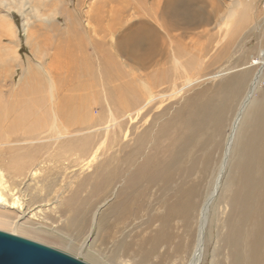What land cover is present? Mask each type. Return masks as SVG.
<instances>
[{"label": "rangeland", "instance_id": "rangeland-1", "mask_svg": "<svg viewBox=\"0 0 264 264\" xmlns=\"http://www.w3.org/2000/svg\"><path fill=\"white\" fill-rule=\"evenodd\" d=\"M157 1L24 0L22 7L13 8L14 1L0 0V21L13 27L8 30L0 22V100L13 103L18 111L31 100L20 92L22 84H38L41 94L47 95L50 82L54 88L55 84L64 88L65 83L76 82L74 93L88 97L85 102L90 115L81 124L65 126L67 131L57 141L41 142L49 133L46 131L38 133L42 136L39 142L12 138L0 145L6 179L14 192L19 189L29 198L23 217L11 216L31 221L58 241L57 246L41 243L90 264H185L196 238L198 212L214 190L232 122L255 74L259 82L253 99L264 90V0H240L239 18L244 20L236 31L233 28L220 39L218 23L239 0H182L195 19L183 24L172 12L167 15L174 23L170 32L174 38H168L161 23L150 17ZM30 5L38 7L39 17L29 12ZM141 17L162 34L155 33L156 60L146 65L131 61L128 50L113 47L115 38L135 31ZM179 33L185 36L177 37ZM74 40L80 45H74ZM73 51L80 64L88 58L87 67L67 70L66 62L75 58ZM245 71L248 74L241 80L238 76ZM144 83L151 88V102L145 96ZM63 88L55 94L62 97ZM213 104L219 107L217 118L204 120L196 129L169 175L142 186L135 209L121 224L114 220L109 206L119 184L147 157L156 154L164 159L171 151L175 131L182 126L170 120L174 121L177 112ZM140 106L138 114L135 110ZM167 123L169 129L163 135L160 129ZM83 143L88 145L86 152ZM26 150L33 154L26 161L25 174L11 178V156ZM235 153L230 146L220 187L209 205L198 264H230L226 236L231 223V208L226 203L230 189L224 188V183L238 171ZM184 199L191 205L185 212L173 209L165 225L168 238L152 248L150 240L164 227L161 219L167 208H176L178 200ZM67 244L82 246V253L72 247L64 249Z\"/></svg>", "mask_w": 264, "mask_h": 264}, {"label": "bare ground", "instance_id": "bare-ground-1", "mask_svg": "<svg viewBox=\"0 0 264 264\" xmlns=\"http://www.w3.org/2000/svg\"><path fill=\"white\" fill-rule=\"evenodd\" d=\"M13 1V8H20V6L22 7L24 5L23 3L26 2H23L24 0ZM13 1L11 0L9 3L11 4ZM183 3L184 1L182 0H159L154 3L152 9L153 14H150V17L154 22L161 23L160 27L163 28L164 33L168 38L171 36L173 38L176 37L170 34L174 23L169 21L167 15L169 16L171 12L176 16L175 20L182 21V23L184 22L183 24L193 23L195 19L194 12L190 11L191 9L189 10L184 7L185 4ZM241 6L242 3L239 0L233 5V7L230 9L228 8V11L222 16L217 29L219 32V39L222 37L223 33L224 36L230 34V31L233 28L234 31H236L239 23L244 20L241 17L239 18L241 12L239 13L238 9ZM30 7L31 9L29 12L35 17H39L38 7L34 5H30ZM45 17L47 18V16ZM27 19L28 17L24 20V26L27 24ZM136 21L138 24L135 31L130 30L124 35L115 38L113 47L116 51L124 52L125 50H128V57L135 63L139 62L141 65L153 63L156 60L155 55L158 39L155 33H158L159 35L160 32L148 19L145 20V18L143 19L141 17ZM1 25L8 30L13 28L9 22H2ZM145 27L153 28L154 32H148ZM182 34L183 33H179L177 37L185 36V34ZM160 35L162 34L160 33ZM73 43L74 45H80L78 40H74ZM69 54L72 56V52ZM87 63H89L87 57H84V60L80 64V61H78L75 55V58L71 63L66 62V66L67 70L75 72L77 71L78 66L82 65L87 67ZM109 63L111 64V59L109 60ZM70 64L73 65H71V69H68ZM247 74L248 72L245 71L238 77L241 80H244ZM258 82L259 76L258 74H255L249 83L246 94H244L243 99L239 104L235 119L231 125L232 133L227 138L228 140L224 156L218 167V177L215 181L214 190L203 202L198 212L196 238L193 248L189 251V258L187 257L185 264H198L202 257L204 249V228L207 222L209 205L212 202L215 191L220 187H218L219 179L225 168L230 146L236 150L233 162L238 166L237 173L231 175V178L224 183V188L230 189V195L226 198V203L231 208V215L229 217L231 223H229V228L226 234L230 246V264L264 263V90L258 99H253L252 97L253 92L257 89ZM187 83H189V79H186V84ZM84 86L86 87V85ZM21 87L20 92L23 93V95H27L31 100L20 110L17 109L18 111H16L13 103L4 104L2 100H0V145L7 141H11L12 138H17V142H21L23 139H28L32 142H39L38 140L41 139L42 136L40 137L38 133L42 134L46 131H49V133L44 135L46 138L40 140L41 142H50V140L57 141L64 136V132L67 131V126H73L76 123L81 124L84 120L89 119L90 117L85 102L88 100V97L79 93H74L77 88L76 82L70 84L67 82V86L65 83L64 88L60 84H55L54 88L53 84L50 82L47 95L41 94L43 90L42 88H38V84H28L27 82V85L22 84ZM60 87L61 89L63 88L66 90V92L62 90L65 93L62 97H59L61 94H55L56 91L58 93ZM143 87L147 92L145 96H148L149 98L148 100L146 97L147 101L151 102L154 99L152 98L153 94H151V88H149L146 83L143 84ZM40 89L41 91H39ZM232 91L233 89L231 92ZM83 97H86L85 100ZM15 105L17 107V103ZM218 108L219 107L215 106V104L211 105V107L210 105H204L197 109L191 108L192 110H189L186 113H176L177 117H173L174 121H172L173 119L170 121L173 125H181L182 129L179 127L178 130L175 131V136L171 143V151L164 159H158L155 157L156 154H153L154 157L148 158L146 156L147 158L145 161L139 163L128 177H124L125 179L119 184L115 193L114 201L109 206L110 210L114 211V220L119 221L121 224L127 214L135 209L137 205L136 200L141 196L140 192L142 186L156 177H166L169 175L173 165L180 162L181 157L187 149L186 145L195 135L196 129L200 127L204 120L207 122L217 118V115L219 114ZM140 109L141 106L135 111L138 112ZM26 112H28V114H26ZM109 116L110 119H112V114ZM175 127L176 126H173L171 128ZM168 129L167 123V126L164 125V127L160 129V133L165 135ZM19 134L21 136H19ZM81 146L84 149L83 151L86 152L85 149H87V143H83ZM32 154L33 152L31 150H26L24 153H18L11 156V178L14 176L21 177L25 174L26 161ZM1 165L2 163L0 164V229L7 230L9 233L11 232L21 235L32 240L34 239L35 241L37 240L44 243L48 242L57 246V238H50L45 231L33 226L31 221L29 222L15 218V216L23 217V213L28 206L29 198L26 199V195L23 193L24 191L21 192L19 189L16 192L13 191L14 187L10 186ZM31 174L34 176L35 172H31ZM9 197L11 199H9ZM177 204L179 206H176V208H174V205L167 208L165 215L161 219V225L164 227L160 229L156 237L150 240L152 248L155 249L157 245L166 238V236L168 238L165 225L168 224L169 215L172 214L173 209L185 212V210L191 205L190 201L186 202L185 199L182 201L178 200ZM11 209L12 211H10ZM11 213H14L15 216H11ZM95 216L96 212L93 215V223L96 222ZM67 247H72L73 250H77L80 253L83 251L82 246L75 247L67 244L64 249ZM77 258L81 257L79 256Z\"/></svg>", "mask_w": 264, "mask_h": 264}, {"label": "water", "instance_id": "water-1", "mask_svg": "<svg viewBox=\"0 0 264 264\" xmlns=\"http://www.w3.org/2000/svg\"><path fill=\"white\" fill-rule=\"evenodd\" d=\"M0 264H90L47 244L0 230Z\"/></svg>", "mask_w": 264, "mask_h": 264}]
</instances>
